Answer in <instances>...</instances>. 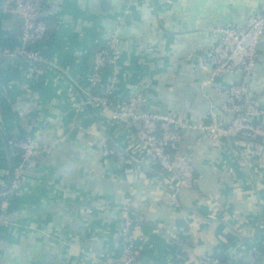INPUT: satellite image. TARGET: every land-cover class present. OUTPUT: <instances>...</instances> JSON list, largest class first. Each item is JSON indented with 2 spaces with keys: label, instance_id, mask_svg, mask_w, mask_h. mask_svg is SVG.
Here are the masks:
<instances>
[{
  "label": "crops",
  "instance_id": "0c3cea01",
  "mask_svg": "<svg viewBox=\"0 0 264 264\" xmlns=\"http://www.w3.org/2000/svg\"><path fill=\"white\" fill-rule=\"evenodd\" d=\"M43 1L49 32L28 44L35 60L20 52L23 20L0 0V264H120L121 202L146 220L137 233L146 261L264 259V147L190 131L181 146L196 182L179 187L129 121L83 105L94 51L115 35L121 57L102 77H116L119 97L143 91L151 110L213 121L225 99L219 85L240 75L207 84L213 66L196 55L215 44L214 26L245 23L264 0ZM259 47L249 85L264 104V35ZM27 136L52 149L13 190L21 153L9 141Z\"/></svg>",
  "mask_w": 264,
  "mask_h": 264
},
{
  "label": "built area",
  "instance_id": "2783aa9c",
  "mask_svg": "<svg viewBox=\"0 0 264 264\" xmlns=\"http://www.w3.org/2000/svg\"><path fill=\"white\" fill-rule=\"evenodd\" d=\"M3 1L4 10L8 14L23 20L20 52L25 53L31 59H40L39 53L27 49V46L34 40L45 39L48 35V24L41 14L44 1ZM212 30L217 35L215 44L203 56L196 55L198 65L208 62L213 66L212 76L206 83L217 85L216 78L230 72L240 75V78L229 84L219 85L225 93V99L220 108L222 115H216L215 119L210 122L186 119L176 114H162L151 110L143 91L128 97H119L116 77L102 81L103 68L107 64H116L121 57V52L116 47L118 38L115 35L106 41L94 55V69L90 79L91 90L87 94V102L103 112H110L115 120L129 121L138 139L148 149L154 163L159 165L164 174L176 182L179 187H191L196 182L195 167L190 155L181 146L188 132L200 130L211 140L239 136L264 143V104L252 93L249 85L259 57L260 40L264 35V9L251 15L245 23L218 24ZM94 87L100 90L94 92ZM9 143L21 153V162L13 173L12 189L14 190L24 176L26 166L37 165L42 154L49 152L52 146L40 144L32 136L18 141L10 139ZM101 143L107 154L112 153L106 138H103ZM175 197L171 196L173 201H176ZM119 217L121 222L119 236L122 248L118 260L120 264H141L142 250L136 242V236L146 220L137 214L127 202H121ZM8 220L10 219L7 218L3 222ZM167 236L174 239L176 237L172 232H169ZM242 259L233 253L227 258L226 264H264V259L255 253H250ZM202 262L203 260H200V263ZM217 263L218 261L215 264Z\"/></svg>",
  "mask_w": 264,
  "mask_h": 264
},
{
  "label": "water",
  "instance_id": "95a60500",
  "mask_svg": "<svg viewBox=\"0 0 264 264\" xmlns=\"http://www.w3.org/2000/svg\"><path fill=\"white\" fill-rule=\"evenodd\" d=\"M88 99L87 97L84 96V102H87ZM87 107H92V105L90 103L87 102ZM230 142L233 144L236 140H243L245 142H250V143H255V144H259L261 146L264 147V143L260 142L259 140H250V139H247V138H242V137H239V136H231L229 138ZM43 210V208H40V211Z\"/></svg>",
  "mask_w": 264,
  "mask_h": 264
},
{
  "label": "trees",
  "instance_id": "16d2710c",
  "mask_svg": "<svg viewBox=\"0 0 264 264\" xmlns=\"http://www.w3.org/2000/svg\"><path fill=\"white\" fill-rule=\"evenodd\" d=\"M48 32H49V30H48ZM99 49H97L96 51H94V54H93V62H92V68H91V76H92V73H93V69H94V55H95V53L98 51ZM221 77H223V76H221ZM102 81H105V79L102 77ZM100 89L99 88H97V87H94L93 88V91L94 92H98ZM226 262H227V258H223L222 260H221V264H226Z\"/></svg>",
  "mask_w": 264,
  "mask_h": 264
},
{
  "label": "rangeland",
  "instance_id": "374dc122",
  "mask_svg": "<svg viewBox=\"0 0 264 264\" xmlns=\"http://www.w3.org/2000/svg\"><path fill=\"white\" fill-rule=\"evenodd\" d=\"M136 242L138 243L139 246H141V245H140V238H139V235H138V234H137V236H136ZM121 248H122V245H121V243H120V250H121ZM141 248H142V247H141ZM244 251H245V250H242V253H243V254H244ZM151 262H152L151 260H150V261H149V260L146 261V260H144V259H141V260H140V263H141V264H147V263H151Z\"/></svg>",
  "mask_w": 264,
  "mask_h": 264
}]
</instances>
